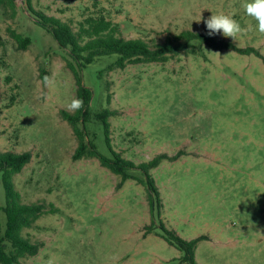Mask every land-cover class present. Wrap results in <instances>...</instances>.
<instances>
[{"label": "rangeland", "instance_id": "1", "mask_svg": "<svg viewBox=\"0 0 264 264\" xmlns=\"http://www.w3.org/2000/svg\"><path fill=\"white\" fill-rule=\"evenodd\" d=\"M29 2L74 27L103 9L120 37L150 45L186 30L206 32L204 21L225 13L252 30L236 40L214 37L264 58V35L246 15V0H16L15 13L0 6V150L31 153L15 187L22 203L47 211L23 232L40 251L22 262L179 264L181 253L160 229L146 235L152 214L144 185L121 183L96 158L73 159L78 141L62 112L77 98L76 79ZM12 32L31 39L27 49ZM115 60L100 58L83 71L93 91L90 134L101 153L111 157L96 114L109 109L112 145L124 158L139 165L168 156L151 170L163 202L157 225L186 240L203 236L198 264H264V59L204 46L167 63L109 70Z\"/></svg>", "mask_w": 264, "mask_h": 264}, {"label": "trees", "instance_id": "2", "mask_svg": "<svg viewBox=\"0 0 264 264\" xmlns=\"http://www.w3.org/2000/svg\"><path fill=\"white\" fill-rule=\"evenodd\" d=\"M0 6L5 11L12 10L15 13L16 0H0ZM28 12L36 24L51 34L63 50L68 66L76 79L77 98L84 101V107L81 110L73 114L62 112L63 119L72 126L78 141L73 159L96 158L103 167L120 176L121 183L136 180L144 185L152 214V224L146 228V235L160 229L161 237L181 253V257L177 259L179 264H198L196 250L198 244L205 239L203 236L186 240L174 230L168 229L161 220H158L159 225H157L155 210L160 216L163 202L151 170L157 168L164 159H168V156L162 154L139 165L124 158L112 145L109 119L114 112L109 109L96 114V120L102 128L111 157L102 154L90 134L89 124L93 120L91 113L93 91L84 85L83 71L96 60L107 56L116 58L108 66L109 70L124 69L127 65L167 63L181 54L197 55L201 53L204 46L216 51L233 50L242 55L255 52L259 58L264 59L263 56L258 51L240 48L231 41L218 40L214 35L209 36L208 30L206 32L182 31L169 35L165 41L154 45L142 39H125L118 35L120 26L114 24L103 9L87 16L76 27L35 10L30 2ZM12 35L20 49H27L31 43L30 38L23 37L16 32H12ZM31 158L30 152L13 153L0 150V180L6 194V205H0V211H3L6 216L5 228L0 226V264H25L22 259L34 257L40 251V245L26 238L23 232L32 228L47 211L42 204L22 203L20 193L16 190L14 183V176L22 172L30 163ZM135 171H139L143 179L133 175Z\"/></svg>", "mask_w": 264, "mask_h": 264}, {"label": "clouds", "instance_id": "3", "mask_svg": "<svg viewBox=\"0 0 264 264\" xmlns=\"http://www.w3.org/2000/svg\"><path fill=\"white\" fill-rule=\"evenodd\" d=\"M242 7L247 16L256 21L255 30L264 35V0H246ZM200 19L197 22L201 21ZM208 35L222 34L224 37H230L236 40L238 36L246 35L248 31L252 30L251 26L242 27L241 24L233 18L232 15L219 13L212 14L207 20L204 21ZM219 55V53H216ZM42 83L47 86L50 83V77L45 76ZM84 107V101L80 98H73L66 106V110L70 113H75ZM49 264H52L49 261Z\"/></svg>", "mask_w": 264, "mask_h": 264}]
</instances>
